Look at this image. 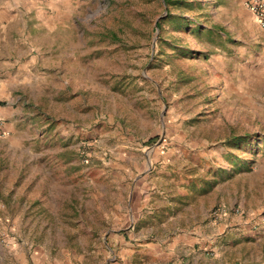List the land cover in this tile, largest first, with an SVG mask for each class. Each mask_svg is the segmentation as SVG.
Masks as SVG:
<instances>
[{"label":"rangeland","instance_id":"374dc122","mask_svg":"<svg viewBox=\"0 0 264 264\" xmlns=\"http://www.w3.org/2000/svg\"><path fill=\"white\" fill-rule=\"evenodd\" d=\"M19 11L0 31V107L28 119L0 143V264H177L190 230L209 259L264 263V36L238 0Z\"/></svg>","mask_w":264,"mask_h":264},{"label":"crops","instance_id":"0c3cea01","mask_svg":"<svg viewBox=\"0 0 264 264\" xmlns=\"http://www.w3.org/2000/svg\"><path fill=\"white\" fill-rule=\"evenodd\" d=\"M20 1L21 0H10V1L9 0H0V31L4 32V29L9 24V22L12 20V18L17 15V12H20L19 11ZM249 3H250V0H238V6L240 8V11L242 12L244 24L246 23L245 24L246 27H248L250 29L254 28L256 31L260 32L264 36V27L261 28L258 26L255 18L253 17V15L251 14V12L249 10ZM1 83H2V80H0V84ZM0 93H1V91H0ZM16 113H17V111L15 109H11V107H5V108L0 107V119L4 122V131H5V134L2 137H0V141H1L0 143H7L6 148L3 151L4 157L6 156V153L10 152L9 148L12 147L16 141L14 139V136L17 133L16 128H18V126H19V125H17V122L18 121L23 122L24 120H28L27 116H25V114H19V116H22V118H16L15 119ZM8 164H9V162H8ZM3 167H6V165H4ZM1 168H2V166H1ZM29 177H30V175H29ZM36 186H39V184ZM33 187L34 186H31V188H33ZM21 196H23V197H18L17 200H21L24 202L25 201L26 202L31 201V203H32L33 198H35L34 191L30 192L28 194L24 193ZM190 233H192L191 230L186 232L187 236L182 235L181 239L178 237V239L173 241L174 243H176V242L181 243L179 246V248H180L179 260L176 261L177 264H209V263H211V264H226L225 262L221 263L220 259H216L215 257H212L211 259L205 257V255L202 252H199V250L202 247V244H199V247H196V249H193V247L195 246V243H196V238L190 236L191 235ZM141 245L145 246V244H141ZM214 246L217 247V243L213 244V247ZM122 254L125 255L126 257L132 256L131 254L126 253V252H125V254L124 253H122ZM159 256H160V258L157 260L158 264H167V263H165V260L166 261L168 260L167 254H161ZM133 258L134 257L132 256V259ZM123 264H131V263H130V261L126 262V260H125V262H123ZM261 264H264V263H261Z\"/></svg>","mask_w":264,"mask_h":264},{"label":"built area","instance_id":"2783aa9c","mask_svg":"<svg viewBox=\"0 0 264 264\" xmlns=\"http://www.w3.org/2000/svg\"><path fill=\"white\" fill-rule=\"evenodd\" d=\"M249 10L253 17L255 18L259 27H264V0H250ZM5 134L4 122L0 119V137ZM239 210L235 209V213Z\"/></svg>","mask_w":264,"mask_h":264},{"label":"trees","instance_id":"16d2710c","mask_svg":"<svg viewBox=\"0 0 264 264\" xmlns=\"http://www.w3.org/2000/svg\"><path fill=\"white\" fill-rule=\"evenodd\" d=\"M155 27L158 29L159 24L156 23ZM246 139H247V135H244L242 137H232V138H229L224 144L228 148L236 147V146L241 145L244 142H246L247 141Z\"/></svg>","mask_w":264,"mask_h":264}]
</instances>
